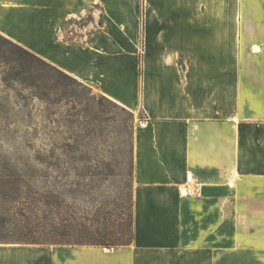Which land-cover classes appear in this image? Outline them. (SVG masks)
<instances>
[{
	"label": "crops",
	"instance_id": "1",
	"mask_svg": "<svg viewBox=\"0 0 264 264\" xmlns=\"http://www.w3.org/2000/svg\"><path fill=\"white\" fill-rule=\"evenodd\" d=\"M90 4L97 26L65 38ZM11 26L42 30L49 50L30 51L143 118L133 242H0V264H264V0H0ZM186 172L199 195L180 194Z\"/></svg>",
	"mask_w": 264,
	"mask_h": 264
},
{
	"label": "rangeland",
	"instance_id": "2",
	"mask_svg": "<svg viewBox=\"0 0 264 264\" xmlns=\"http://www.w3.org/2000/svg\"><path fill=\"white\" fill-rule=\"evenodd\" d=\"M99 15V4L88 5L81 17L72 16L64 23L62 35L76 41L85 24L93 21L97 26ZM4 31L19 39L29 53L31 48L43 53L49 50L45 38L39 37L42 30L11 26ZM3 37L0 34V154L54 155L56 165L36 166L49 173L46 184L52 195L75 202L90 217L116 226L132 212L133 136L137 122L143 118L142 112L124 108L74 76L76 82L65 78L37 60L35 57L42 58L35 53V57L27 56ZM138 47L141 49V44ZM8 56H22L34 67L47 71L53 82L61 83L60 90L65 95L46 102L35 96V89L26 83L6 84L3 76ZM38 74L33 70L32 79ZM71 157L76 160H70ZM88 165L94 174L91 179L83 177ZM3 234L0 241L17 242L22 238L11 229Z\"/></svg>",
	"mask_w": 264,
	"mask_h": 264
},
{
	"label": "trees",
	"instance_id": "3",
	"mask_svg": "<svg viewBox=\"0 0 264 264\" xmlns=\"http://www.w3.org/2000/svg\"><path fill=\"white\" fill-rule=\"evenodd\" d=\"M4 37L5 41L19 51L35 57L32 55L33 52L29 53L25 47L22 48L23 46L17 42ZM35 58L65 78L76 82L73 76L47 60ZM5 62L7 66L3 81L6 84L10 81L26 83L35 89V96L46 102L60 100L65 95V91L60 90L62 85L59 81L53 82L54 78L47 71L34 67L26 58L8 56ZM33 70L39 74L32 79ZM69 159L76 160L74 157ZM55 161L56 157L52 154L37 153L33 157L21 153L0 154V237L5 236L3 234L5 230L11 229L22 237L17 241L20 243L103 247L131 244L134 238L133 198L132 212L127 213V218L121 219L116 226L113 223L108 224L105 219L101 221L99 217H90L84 207L76 205L75 202H68L58 195H52L48 189L46 183L49 173L36 166L56 165ZM17 166H29L30 169H21ZM92 176L94 174L88 165L83 177L91 179Z\"/></svg>",
	"mask_w": 264,
	"mask_h": 264
},
{
	"label": "built area",
	"instance_id": "4",
	"mask_svg": "<svg viewBox=\"0 0 264 264\" xmlns=\"http://www.w3.org/2000/svg\"><path fill=\"white\" fill-rule=\"evenodd\" d=\"M199 191V185L194 182L193 174L186 172L184 182L179 187L180 194L183 196L199 195Z\"/></svg>",
	"mask_w": 264,
	"mask_h": 264
}]
</instances>
